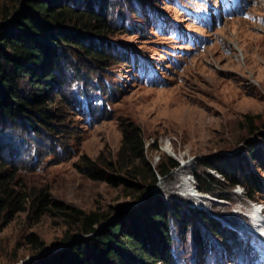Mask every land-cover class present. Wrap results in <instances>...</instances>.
I'll use <instances>...</instances> for the list:
<instances>
[{
	"label": "rangeland",
	"instance_id": "374dc122",
	"mask_svg": "<svg viewBox=\"0 0 264 264\" xmlns=\"http://www.w3.org/2000/svg\"><path fill=\"white\" fill-rule=\"evenodd\" d=\"M205 1L109 0L113 16L105 18L107 32H82L87 47V40L104 42L97 45L105 53L104 63L89 59L79 47L69 49L65 58L59 56L61 68L54 74L67 78L64 87L49 90L48 118L38 114V132L25 131L18 118L15 128L5 129L7 135L13 131L9 136L17 151L13 158V147L2 145L13 159H5L2 172L12 176V187L29 201L24 211L0 221V264H31L45 252L63 249L61 241L71 230L56 210L36 219L42 196L51 208L61 204L87 214L111 210L117 215L137 211L151 197H159L172 213L175 264H264V237L257 234L264 226L258 228L250 218L253 205L264 216V191L252 203L243 188L233 189L209 171L221 184L202 194L198 188L203 184L195 178H206V161L239 153L250 160L251 153L264 150V0L253 1L246 17L212 32L193 22ZM69 4L77 9L80 0ZM195 36L206 39L202 47L186 41ZM68 66L81 69L82 82L73 83ZM97 105L103 112L92 116ZM248 118L258 134L251 133ZM125 128L142 133L146 160L153 167L165 157L179 164L136 202L124 197L121 187L101 179L119 175L115 164ZM183 159L191 162V169L183 168ZM252 171L264 185V172ZM176 173L179 179H173ZM184 174L193 195L211 203L183 195ZM171 201L180 204L182 218L175 216ZM188 209L203 211L206 218L191 219L184 213ZM32 235L46 245L43 254L33 253ZM90 238L76 234L73 240Z\"/></svg>",
	"mask_w": 264,
	"mask_h": 264
},
{
	"label": "trees",
	"instance_id": "16d2710c",
	"mask_svg": "<svg viewBox=\"0 0 264 264\" xmlns=\"http://www.w3.org/2000/svg\"><path fill=\"white\" fill-rule=\"evenodd\" d=\"M76 1L0 0V221L4 219V215L6 217L9 213L24 211V206L29 201L28 195L19 193L12 187V176L8 177L2 172L6 166L3 163L6 162L5 159L13 161L10 156H6L2 145L13 147V158L17 151L9 136L13 131L7 135L5 129L15 128L18 118L22 128L27 127L35 133L38 132L35 125L41 121L38 114L48 118L45 105H48L49 90L64 87L67 76L63 75L60 80L54 71L61 68L59 56L65 58V54L70 52L69 49L79 47L89 59L97 63H104L106 60L105 53L98 49L104 42L87 40L90 43L87 47L82 32L98 35L107 32L105 18L113 16L109 0H80V9L69 4ZM129 2L132 3V0ZM132 13L137 15L135 11ZM67 70L74 75L73 83L82 82L80 68L68 66ZM95 89L100 91L99 87H94ZM25 90L30 91L27 96ZM98 107L99 105L93 108L92 116L103 112L104 108ZM21 112L27 115H18ZM248 119L251 133L258 134L252 119ZM24 130L28 131L26 128ZM260 137L263 138L262 135ZM145 146L140 131L125 128L115 164L119 175L101 177L110 185L121 187L123 196L135 202L150 186L156 185L159 178L166 177L179 166L173 158L165 157L160 164L153 167L146 160ZM245 157L239 153L230 157H218L215 163L206 161L203 164L206 178L202 180L199 176L195 177L203 184L198 188L199 193L210 194L212 188L220 186V180L209 174V171H214L223 181H228L233 189L243 188L250 202H258L256 197L264 191V185L252 169L264 172V150L258 149L257 153H251L250 160ZM220 199L225 198L222 196ZM51 206L47 197L42 196L38 201L36 219H40L46 212L56 210L59 218L71 231L61 241L62 250L45 254L31 264L176 263V256L172 251L171 209L159 197H151L149 203L137 211L128 210L118 215L117 211L111 210L87 214L61 204H55L53 208ZM171 207L175 216L182 218L180 204L171 201ZM185 212H188L191 219L206 218V214L198 209H188ZM115 214L116 220L111 221ZM101 224L104 225L98 229ZM197 229L201 235L200 228ZM218 229H221L220 224ZM76 234L91 235V238L74 241ZM31 238L35 255L47 249L40 238L33 235ZM202 241L200 237L198 242L203 247L205 243Z\"/></svg>",
	"mask_w": 264,
	"mask_h": 264
},
{
	"label": "bare ground",
	"instance_id": "6f19581e",
	"mask_svg": "<svg viewBox=\"0 0 264 264\" xmlns=\"http://www.w3.org/2000/svg\"><path fill=\"white\" fill-rule=\"evenodd\" d=\"M183 163H185L184 164V166H183V168L184 169H191V167H190V165H191V162L188 160V161H186V160H184L183 159ZM189 174H191L190 173V171L188 172ZM180 173H176L174 176H173V179H179V177H180ZM188 174H184V178H185V180H184V182L185 183H183V185L185 186L184 188H183V195L184 196H187V197H189L190 196V198H192V199H198L199 201H201V203L200 204H204L205 202H207V203H211L210 202V199H208V198H206V197H202V196H199V195H193L194 193V187H192L191 186V184L189 183V179H187V176ZM182 177V176H181ZM172 182V181H171ZM197 197V198H196ZM202 202H204V203H202ZM256 206V205H255ZM258 207V206H257ZM257 212L258 213H252V221L255 223V225L258 227V228H263L262 226H264V217L262 218L261 216H260V214H259V210H257ZM249 221H250V219H249ZM251 222V221H250ZM251 224H252V226H253V228H254V224L251 222ZM255 229V228H254ZM260 235H262L263 237H264V232H262V233H260Z\"/></svg>",
	"mask_w": 264,
	"mask_h": 264
},
{
	"label": "water",
	"instance_id": "95a60500",
	"mask_svg": "<svg viewBox=\"0 0 264 264\" xmlns=\"http://www.w3.org/2000/svg\"><path fill=\"white\" fill-rule=\"evenodd\" d=\"M43 254V253H42ZM44 254H46V252L44 253ZM41 256V255H40Z\"/></svg>",
	"mask_w": 264,
	"mask_h": 264
}]
</instances>
